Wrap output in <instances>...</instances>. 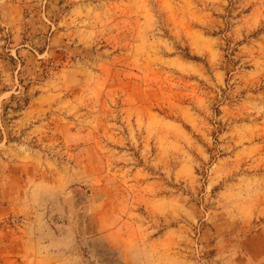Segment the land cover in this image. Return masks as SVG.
I'll use <instances>...</instances> for the list:
<instances>
[{
    "label": "rangeland",
    "instance_id": "rangeland-1",
    "mask_svg": "<svg viewBox=\"0 0 264 264\" xmlns=\"http://www.w3.org/2000/svg\"><path fill=\"white\" fill-rule=\"evenodd\" d=\"M0 264H264V0H0Z\"/></svg>",
    "mask_w": 264,
    "mask_h": 264
}]
</instances>
